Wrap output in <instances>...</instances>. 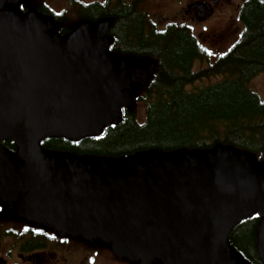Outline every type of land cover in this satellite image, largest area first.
I'll list each match as a JSON object with an SVG mask.
<instances>
[{
  "label": "water",
  "instance_id": "95a60500",
  "mask_svg": "<svg viewBox=\"0 0 264 264\" xmlns=\"http://www.w3.org/2000/svg\"><path fill=\"white\" fill-rule=\"evenodd\" d=\"M7 1L0 0V202L14 207L23 191L19 216L103 239L139 264H249L229 234L258 213L264 263V168L252 155L219 144L116 160L42 147L48 136L79 139L117 124L134 102L129 86L145 83L155 61L109 50L110 17L51 34L53 18L5 8ZM6 140L16 142L15 153Z\"/></svg>",
  "mask_w": 264,
  "mask_h": 264
},
{
  "label": "trees",
  "instance_id": "16d2710c",
  "mask_svg": "<svg viewBox=\"0 0 264 264\" xmlns=\"http://www.w3.org/2000/svg\"><path fill=\"white\" fill-rule=\"evenodd\" d=\"M108 5L79 4V23L111 17L109 34L117 55L150 56L155 65L145 83L129 86L135 93L134 102L122 108L121 120L103 126L101 132L79 139L66 136H48L40 140L51 154L70 157H98L123 159L143 152L194 151L217 145H231L253 156L264 168V98L251 83L264 73V0H245L238 18L242 24L236 43L206 67L195 69V61L203 60L206 53L188 23L173 21L165 29L145 33L147 19L140 2L113 0ZM6 8L16 11H37L55 15L44 1L29 6L26 0L18 4L7 2ZM57 17V15H55ZM53 31L66 35L77 25L64 20ZM120 41L132 45L118 48ZM205 82L199 86L196 83ZM144 104L141 119L138 105ZM16 152L13 140L2 141ZM12 211L4 205L0 222ZM14 211V210H13ZM14 215H17L14 213ZM262 217L255 213L236 224L229 241L249 264H264L258 251V236ZM157 264H162L157 259Z\"/></svg>",
  "mask_w": 264,
  "mask_h": 264
},
{
  "label": "flooded vegetation",
  "instance_id": "af4514ba",
  "mask_svg": "<svg viewBox=\"0 0 264 264\" xmlns=\"http://www.w3.org/2000/svg\"><path fill=\"white\" fill-rule=\"evenodd\" d=\"M122 1L136 2V0H122ZM137 1L140 2L141 4L140 6L143 8V5L145 6L147 0H137ZM244 1L245 0L241 2L239 10ZM237 2L238 0H188L186 6L188 8L187 9L188 13H192L199 21L205 22L211 19L215 15L217 10H222V8L224 7H232ZM73 3L77 8L79 4L89 5L92 3H100L102 5H108L110 8L111 4L113 3V0H92L91 2L73 0ZM53 11L55 15H57V17H55V15H48V16L43 15L49 18H53L55 21L54 27L48 30L51 34L59 33V31H53V30L54 28H56V25L61 22L58 18V16H60L61 14L57 13L55 10ZM144 11L147 14L146 16L147 19L154 26L151 27L146 25L145 26L146 34H149L152 29L154 30L165 29L170 22L176 21V20H171L167 22L163 27H161L160 25L157 24L155 20H153L149 16L145 8ZM78 18H79V13H78ZM103 18H108V17H103ZM84 21H95V20L88 19ZM84 21H81L78 24V26ZM181 22L188 23L185 21H181ZM188 24L191 25L193 34L200 42L199 38L197 37V35L193 30L192 24L191 23ZM109 31L107 35L111 36L109 34ZM111 37L113 41L108 47V49L111 47V45H113L114 42L113 36ZM208 37H211V39L209 40L210 44L213 46H217L221 42L223 36L220 31L218 32L211 31V33L208 36H205L206 39ZM126 44L132 45L135 43L134 42L124 43V41L122 42L120 41V44H118V48H120L121 46H125ZM221 55H219L218 57H220ZM197 61L198 60H196L195 63ZM25 194L26 193L23 191L20 192L19 198L14 201V207H10L9 201L0 202L1 212L4 211V205H6L8 208L12 210L6 213L7 217H10V220L19 221L21 223V226L23 228L25 227L24 228L25 230L22 231H20V229H16L15 227H8L7 230L5 231H2L0 229V264H120V263L139 264V260H132L127 257L120 258L112 250L111 243L108 241H105L100 238L88 239L84 236V234L74 235L70 233H65L62 235L60 231L53 224H45L43 222H38L35 220H30L25 217L19 216L17 212L19 199L22 198ZM14 213H16L17 215H14ZM17 235H19V238L16 240L4 238V237H14ZM103 254L105 255L103 256ZM153 264H157V260H155Z\"/></svg>",
  "mask_w": 264,
  "mask_h": 264
},
{
  "label": "rangeland",
  "instance_id": "374dc122",
  "mask_svg": "<svg viewBox=\"0 0 264 264\" xmlns=\"http://www.w3.org/2000/svg\"><path fill=\"white\" fill-rule=\"evenodd\" d=\"M10 1L11 0H9V2ZM40 1L48 3L57 13L65 15L64 20H67L69 24H79L80 20L78 18V12L73 0H26L29 6L37 4ZM80 1L91 2L92 0ZM187 1L188 0H147L145 6L143 5V8L147 10L149 16L161 27L171 20L179 22L185 21L192 24L193 30L206 53L203 60H198L195 63V69H199L201 67H206L209 61H213L219 55L225 53L238 40L242 31V24L238 19V11L243 0H238V2L232 7H224L222 10H217L215 15L205 22L199 21L192 13L187 12ZM18 2L13 3L11 1L13 4H18ZM211 31H220L223 36L221 42L217 46L210 44L209 40L211 37H208L207 39L205 38V36H208ZM196 84L202 86L205 82H198ZM251 85L262 96V98H264V73H260L253 78ZM144 109V104L141 103L138 105V112L141 119L144 117ZM8 227H15L16 229H20V231L25 230V227L23 228L21 223L16 220L8 219L6 222H0V229L2 231L7 230ZM4 238L16 240L19 238V235ZM104 255L105 254H103V256Z\"/></svg>",
  "mask_w": 264,
  "mask_h": 264
}]
</instances>
